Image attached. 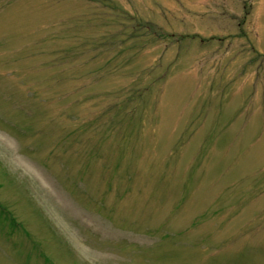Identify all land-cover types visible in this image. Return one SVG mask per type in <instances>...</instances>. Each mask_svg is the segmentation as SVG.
I'll list each match as a JSON object with an SVG mask.
<instances>
[{
	"label": "rangeland",
	"instance_id": "obj_1",
	"mask_svg": "<svg viewBox=\"0 0 264 264\" xmlns=\"http://www.w3.org/2000/svg\"><path fill=\"white\" fill-rule=\"evenodd\" d=\"M0 264H264V0H0Z\"/></svg>",
	"mask_w": 264,
	"mask_h": 264
},
{
	"label": "bare ground",
	"instance_id": "obj_2",
	"mask_svg": "<svg viewBox=\"0 0 264 264\" xmlns=\"http://www.w3.org/2000/svg\"><path fill=\"white\" fill-rule=\"evenodd\" d=\"M64 212V211H63Z\"/></svg>",
	"mask_w": 264,
	"mask_h": 264
}]
</instances>
